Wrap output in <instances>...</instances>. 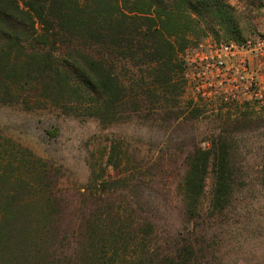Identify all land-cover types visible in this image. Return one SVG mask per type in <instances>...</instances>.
Returning <instances> with one entry per match:
<instances>
[{
    "label": "trees",
    "instance_id": "trees-1",
    "mask_svg": "<svg viewBox=\"0 0 264 264\" xmlns=\"http://www.w3.org/2000/svg\"><path fill=\"white\" fill-rule=\"evenodd\" d=\"M206 38L247 39L223 0H0V104L49 106L109 124L140 110L177 117L190 90L193 103L221 111L227 104L218 95L203 97L189 82L186 56ZM236 109L226 116L239 115ZM231 135L227 127L187 154L179 194L189 219L200 216L208 175L209 215L224 214L234 201L242 179ZM115 154L104 169L120 166ZM94 168L91 182L101 192L127 182ZM56 186L46 160L0 132V264H207L196 241L180 232L171 251L151 221L130 219L126 205L96 207L70 239L59 228Z\"/></svg>",
    "mask_w": 264,
    "mask_h": 264
},
{
    "label": "rangeland",
    "instance_id": "rangeland-1",
    "mask_svg": "<svg viewBox=\"0 0 264 264\" xmlns=\"http://www.w3.org/2000/svg\"><path fill=\"white\" fill-rule=\"evenodd\" d=\"M223 1L233 8L243 37L264 36V0ZM243 56L250 64L248 71L257 75L256 61L250 53ZM189 78L193 86L196 81L190 74ZM226 81L224 86L235 92L239 80ZM191 97L190 90H185L179 118L167 110H140L109 124L49 106L25 110L20 105L0 104V132L50 164L61 208L59 228L70 239H77L83 218L96 207L126 205L132 211L130 219L151 221L157 240L162 245L167 240L171 251L181 232L197 242L198 255H206L201 263L264 264V107H257L254 100L238 102L240 114L226 116L229 108L218 111L210 102L199 106ZM243 98L239 96L246 101ZM227 127L236 141L234 154L242 185L235 190L227 212L210 216L212 177L208 175L200 216L189 219L179 194L186 156L196 146L206 147ZM113 150L121 159L120 166L104 169ZM91 164L96 175L104 172L105 179L125 177L127 182L115 191L101 192L91 182Z\"/></svg>",
    "mask_w": 264,
    "mask_h": 264
},
{
    "label": "built area",
    "instance_id": "built-area-1",
    "mask_svg": "<svg viewBox=\"0 0 264 264\" xmlns=\"http://www.w3.org/2000/svg\"><path fill=\"white\" fill-rule=\"evenodd\" d=\"M207 43H203L200 50L188 51L186 56L191 80L196 81V93L209 98L218 95L219 103H226L227 108L253 100L257 107H264V36L247 38L241 43ZM243 53H250V59L256 61L257 75L251 69L248 71L250 64ZM228 78L239 80V84L234 85L235 92L224 86L228 85L225 83ZM239 96H245L246 101H240Z\"/></svg>",
    "mask_w": 264,
    "mask_h": 264
}]
</instances>
